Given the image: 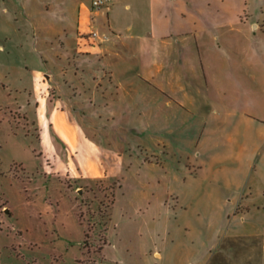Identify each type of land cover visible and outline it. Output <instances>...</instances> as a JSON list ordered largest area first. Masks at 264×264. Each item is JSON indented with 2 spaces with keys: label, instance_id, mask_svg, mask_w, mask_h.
<instances>
[{
  "label": "rangeland",
  "instance_id": "rangeland-1",
  "mask_svg": "<svg viewBox=\"0 0 264 264\" xmlns=\"http://www.w3.org/2000/svg\"><path fill=\"white\" fill-rule=\"evenodd\" d=\"M80 1L0 0V264H264V123L231 121L196 158L69 111ZM235 1L264 21V0Z\"/></svg>",
  "mask_w": 264,
  "mask_h": 264
},
{
  "label": "crops",
  "instance_id": "crops-1",
  "mask_svg": "<svg viewBox=\"0 0 264 264\" xmlns=\"http://www.w3.org/2000/svg\"><path fill=\"white\" fill-rule=\"evenodd\" d=\"M92 1L81 0L74 16L62 18L66 57L77 59L67 81L69 111L104 112L125 132H172L194 144L196 158L210 133L239 125L231 121L264 123L256 102L264 85V21L247 14L246 4L109 0L92 15Z\"/></svg>",
  "mask_w": 264,
  "mask_h": 264
},
{
  "label": "built area",
  "instance_id": "built-area-1",
  "mask_svg": "<svg viewBox=\"0 0 264 264\" xmlns=\"http://www.w3.org/2000/svg\"><path fill=\"white\" fill-rule=\"evenodd\" d=\"M108 2L109 0H93L91 5V14H96L99 10L107 6ZM90 37L94 40L95 45L101 44L103 41V38L100 36L99 32L94 28H92L90 32Z\"/></svg>",
  "mask_w": 264,
  "mask_h": 264
}]
</instances>
